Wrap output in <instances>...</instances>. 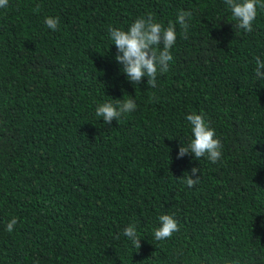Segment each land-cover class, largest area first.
<instances>
[{"label": "trees", "instance_id": "obj_1", "mask_svg": "<svg viewBox=\"0 0 264 264\" xmlns=\"http://www.w3.org/2000/svg\"><path fill=\"white\" fill-rule=\"evenodd\" d=\"M180 10L192 16L187 38L176 25L169 71L155 88L146 76L133 85L109 26L127 30L151 14L167 27ZM49 16L58 30L45 25ZM235 24L224 0L0 8V264H264V79L254 72L264 8L252 31ZM129 98L137 107L118 122L96 117L98 105ZM193 112L223 144L216 163L177 158ZM193 167L199 183L190 188ZM163 214L180 230L157 241ZM129 223L138 251L123 234Z\"/></svg>", "mask_w": 264, "mask_h": 264}, {"label": "clouds", "instance_id": "obj_2", "mask_svg": "<svg viewBox=\"0 0 264 264\" xmlns=\"http://www.w3.org/2000/svg\"><path fill=\"white\" fill-rule=\"evenodd\" d=\"M230 9L232 19L236 21L235 27L245 32L252 31V22L256 18L257 5L264 8V3L260 0H224ZM9 0H0V8L8 7ZM192 12L180 10L176 16L175 23L169 22L167 27L156 22L155 18L149 14L141 16L127 28H108V36L116 47L115 60L122 65L121 71L126 78L133 84L138 85L143 77H147V85L155 88L157 86L158 73H167L169 71V62L173 60L170 49L176 43L178 24L181 34L187 38L189 28L188 20ZM45 25L56 31L59 28V19L57 17H45ZM255 76L257 79H264V61L259 57L255 58ZM155 93L149 96L150 102L158 101ZM137 105L133 99L119 100L117 105L110 102L102 103L95 109L96 117H101L105 124H111L113 120L117 122L125 114L131 113ZM190 124L192 137L189 143L179 146L177 158H182L185 154L191 153L196 159L206 157L212 163L221 159L223 144L215 135V130L210 127L204 115L191 113L185 116ZM171 139V138H170ZM198 168L193 167L191 173L185 178L188 187H193L199 183ZM159 226L154 229V238L157 241H164L172 237L173 233L178 232L177 221L168 214L159 216ZM17 224V218L12 217L6 224V230L11 233L14 225ZM126 236L138 251L141 248L140 236L135 224L129 223L123 230ZM118 238V237H117Z\"/></svg>", "mask_w": 264, "mask_h": 264}]
</instances>
